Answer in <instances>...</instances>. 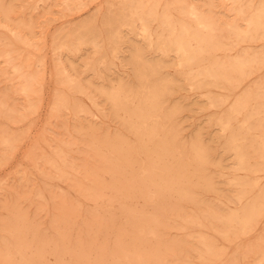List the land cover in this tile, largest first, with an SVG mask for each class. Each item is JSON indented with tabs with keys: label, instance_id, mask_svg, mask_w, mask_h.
<instances>
[{
	"label": "rangeland",
	"instance_id": "1",
	"mask_svg": "<svg viewBox=\"0 0 264 264\" xmlns=\"http://www.w3.org/2000/svg\"><path fill=\"white\" fill-rule=\"evenodd\" d=\"M233 2L0 0V264H264V0ZM135 3L149 32L136 18L138 25L122 23ZM180 25L204 41L189 64L167 41L180 35ZM162 45H170L168 53ZM145 65L156 66L151 81L159 96L153 102L160 100L163 108L155 104L159 118L145 122L154 129L153 139L137 140L131 128L136 119L112 97L121 91L123 100L142 102L146 88L138 70ZM206 71L215 76H204ZM161 140L169 153L157 157L151 148L157 150ZM139 146L154 153L151 169L153 160L148 162L143 150L137 153ZM119 147L123 151L117 154ZM178 161L187 164L177 176L187 180L170 181L159 168Z\"/></svg>",
	"mask_w": 264,
	"mask_h": 264
},
{
	"label": "bare ground",
	"instance_id": "2",
	"mask_svg": "<svg viewBox=\"0 0 264 264\" xmlns=\"http://www.w3.org/2000/svg\"><path fill=\"white\" fill-rule=\"evenodd\" d=\"M128 1V0H127ZM237 0H234V2H236ZM130 2V1H129ZM128 2V3H129ZM134 2H136V1H134ZM144 2V1H143ZM233 2V3H234ZM240 2V1H239ZM127 3V2H126ZM125 4V3H124ZM241 4V3H240ZM263 4V3H262ZM126 5V4H125ZM128 5H130V4H128ZM127 6V5H126ZM143 6H145V5H143ZM260 6V5H259ZM263 6V5H262ZM125 7V6H124ZM146 7V6H145ZM154 7V6H153ZM238 7L240 8V6H239V4H238ZM237 7V8H238ZM243 7V6H242ZM248 7H250V6H248ZM126 8H128V6L126 7ZM244 8V7H243ZM257 8V7H256ZM260 8V7H259ZM122 9V8H121ZM141 9H142V7H141ZM144 9V8H143ZM235 9H236V6H235ZM234 9V10H235ZM255 9V8H254ZM261 9V8H260ZM123 10V9H122ZM125 10V9H124ZM242 9H240V11H241ZM142 11V10H141ZM141 11H139V5L138 6H136V3H135V5H130L129 6V10H128V15H129V20H123V22L122 23H127V24H136L137 23V25H138V22L136 21L135 22V18L138 20V21H140V25H141V28H142V31H144V32H149V31H147L148 29H147V20H146V18H145V14L143 13V12H141ZM231 11H233L232 9H231ZM122 12V11H121ZM125 12V11H124ZM147 12H148V10H147ZM258 12V11H257ZM149 13H151V12H149ZM255 13V12H254ZM124 14V13H123ZM209 14V13H208ZM238 14H240V13H237V15ZM244 14V13H243ZM242 14V15H243ZM252 14H253V12H252ZM258 14V13H257ZM126 15V14H125ZM147 15H148V13H147ZM182 15V14H181ZM185 15V14H184ZM192 15H198V14H196V13H194V12H192ZM207 15V14H206ZM210 15V14H209ZM234 15V14H233ZM241 15V14H240ZM255 15V14H254ZM187 16V15H186ZM208 16V15H207ZM239 16V15H238ZM256 16V15H255ZM254 16V17H255ZM125 17V16H124ZM149 17V16H148ZM151 18H152V20H153V17L152 16H150ZM155 17V16H154ZM183 17H185V16H183ZM197 17V16H196ZM210 17V16H209ZM211 17H213V16H211ZM237 17V16H236ZM235 17V18H236ZM241 17V16H240ZM239 17V18H240ZM249 17V16H248ZM252 17V16H251ZM251 17H250V19H251ZM257 17V18H256ZM255 18L256 19H258L259 17H260V14H258L257 16H256ZM120 18H121V20L123 19V17L122 16H120ZM161 18V17H160ZM195 18V17H194ZM214 18V17H213ZM242 19L244 18V17H241ZM246 18H247V16H246ZM254 18V19H255ZM128 19V18H127ZM132 19H133V22H132ZM150 19V18H149ZM190 19V18H189ZM203 19H204V17H203ZM207 19H209V18H207ZM212 19V18H211ZM237 19V18H236ZM236 19H234L233 21H235ZM183 20V19H182ZM194 20V19H193ZM245 20V19H244ZM249 20V19H248ZM262 20V19H261ZM233 21H232V23H233ZM251 21V20H250ZM250 21H248V22H250ZM112 22V21H111ZM110 22V23H111ZM150 22V21H149ZM183 22V21H182ZM207 22H211L210 21V19H209V21H207ZM214 22H216V21H214ZM213 22V24H215ZM245 22V21H244ZM248 22H247V24H248ZM263 22H264V20H263ZM109 23V22H108ZM116 23V22H115ZM195 23V22H194ZM231 23V22H230ZM112 24V23H111ZM113 24H114V22H113ZM112 24V25H113ZM165 24V23H164ZM178 24V23H177ZM199 24H200V22H199ZM229 24V23H228ZM251 24H252V22H251ZM257 24V23H256ZM110 25V24H109ZM122 25V24H121ZM139 25V26H140ZM162 25H163V23H162ZM179 25V24H178ZM216 25V24H215ZM214 25V26H215ZM231 25V24H230ZM235 25V24H234ZM234 25H232V26H234ZM87 26V25H86ZM133 26V28L135 27L136 28V26H134V25H132ZM139 26H137V27H139ZM223 26H224V24H223ZM227 26V25H226ZM226 26H224V27H226ZM237 26V25H236ZM252 26V25H251ZM250 26V27H251ZM258 26V25H257ZM114 27V26H113ZM117 27V26H116ZM128 27V26H127ZM165 27V26H164ZM171 27V26H170ZM235 27V26H234ZM247 27H249V26H247ZM252 27H254V25L252 26ZM261 26H259V28H260ZM87 28V27H86ZM129 28V27H128ZM180 28H181V33H180V35H178V36H174V37H172V38H170V39H168V38H166V39H168L167 41H168V43H171V45L173 44V46H171L172 48H173V50L176 52V53H178L179 55H180V57L178 56V54H177V56L180 58V60L182 59V61L185 63V64H189L193 59H195V58H197V56L202 52V50H203V45H202V43L204 42L203 40H201L200 38L198 39V36L196 35V34H194V35H192L190 32H189V29L186 27V26H182L181 27V25H180ZM228 28V27H227ZM230 28V27H229ZM245 28V27H244ZM256 28V27H255ZM263 28V27H262ZM117 29V28H116ZM168 29V28H167ZM214 29V28H213ZM212 29V30H213ZM254 29V28H253ZM256 29H258V28H256ZM119 30V29H118ZM117 30V31H118ZM246 30V29H245ZM259 30V29H258ZM258 30H256V31H258ZM261 30V29H260ZM263 30V29H262ZM168 31V30H167ZM172 31V30H171ZM192 31V30H191ZM206 31V30H205ZM229 31V30H228ZM238 31V30H237ZM255 30H253V32H254ZM264 31V30H263ZM262 31V32H263ZM226 32V31H225ZM230 32V31H229ZM228 32V33H229ZM172 33V32H171ZM215 33H216V30H215ZM231 33H232V31H231ZM230 33V34H231ZM258 33H259V31H258ZM258 33H255V34H258ZM83 34H84V32H83ZM87 34V33H86ZM167 34V33H166ZM165 34V35H166ZM229 34V35H230ZM233 34H234V32H233ZM88 35V34H87ZM114 36L116 35V34H113ZM119 35V34H118ZM143 35V34H142ZM234 35H236V34H234ZM253 35V34H252ZM264 35V34H263ZM83 36V35H82ZM147 36L148 35H146V38H147ZM168 36V35H167ZM219 36V35H218ZM218 36L216 37V38H218ZM239 36V35H238ZM237 36V37H238ZM244 36V35H243ZM248 36H250V35H248ZM247 36V37H248ZM260 37L262 36V35H259ZM258 36V37H259ZM93 37H95V36H93ZM112 37V36H111ZM150 37V36H149ZM148 37V38H149ZM221 37V36H220ZM236 37V36H235ZM253 37H254V35H253ZM255 37H257V36H255ZM257 37V38H258ZM259 37V38H260ZM83 38H85V37H82L81 39H83ZM113 38V37H112ZM116 38V37H115ZM119 38V37H118ZM122 37H120V39H121ZM145 38V37H144ZM162 38V37H161ZM234 38V37H233ZM258 38V39H259ZM77 39V38H76ZM110 39V38H109ZM124 39V38H123ZM162 39H164V38H162ZM219 39V38H218ZM231 39V38H230ZM235 39H237V38H235ZM245 39V38H244ZM248 39H249V37H248ZM254 39V38H253ZM89 40V39H88ZM111 40V39H110ZM116 40V39H115ZM165 40V39H164ZM246 40V39H245ZM256 40V39H255ZM75 41V40H74ZM92 41H94V39L92 40ZM195 42V44H197V49H191V47H190V45H191V43H193V42ZM216 41V40H215ZM232 41H234V40H232ZM240 41H242V39H240ZM240 41L238 40V43H240ZM250 41V40H249ZM253 41V40H252ZM112 42V41H111ZM117 42H120V41H117ZM82 43V42H81ZM110 43V42H109ZM113 43H114V41H113ZM120 43H122V42H120ZM119 43V44H120ZM156 43H158V42H156ZM160 43V42H159ZM217 43H218V41H217ZM228 44H229V42H227ZM227 43H225V45L227 44ZM230 43L232 44V42H231V40H230ZM235 43V42H234ZM96 44V43H95ZM115 45H117L116 43H114ZM147 45H149V44H147ZM157 45V44H156ZM161 45V44H160ZM159 45V46H160ZM236 45V44H235ZM98 46V45H97ZM113 46V45H112ZM159 46H157L158 48H159ZM163 46V45H162ZM79 47V46H78ZM83 47V46H82ZM94 47V46H93ZM170 45H164L163 46V50L164 51H167L168 49L170 50ZM97 48V47H96ZM221 48V47H220ZM160 49V48H159ZM210 49H212L213 50V48H210ZM222 49V48H221ZM118 50V49H117ZM218 50V49H217ZM114 51V50H113ZM116 51V50H115ZM173 51V52H174ZM214 51V50H213ZM141 52V51H140ZM210 52V51H209ZM115 53V52H114ZM167 53H168V51H167ZM136 54V53H135ZM245 54V53H244ZM168 55V54H167ZM210 55V54H209ZM247 55V54H246ZM136 56V55H135ZM140 56L141 55H139V61L144 65V62H143V60L142 59H140ZM211 56H213V55H211ZM241 56V55H240ZM208 57V56H207ZM257 57V56H256ZM179 58H177V59H179ZM204 58L205 57H203V59H202V61L204 60ZM252 58H253V56H252ZM251 58V59H252ZM144 59V58H143ZM200 59V58H199ZM207 59V58H206ZM235 59V58H234ZM246 59H247V57H246ZM251 59H249V61L251 60ZM136 60V59H135ZM146 60V59H145ZM211 60H213V58L211 59ZM236 60V59H235ZM238 60V59H237ZM236 60V61H237ZM147 61V60H146ZM196 62H197V60H195ZM222 61V60H221ZM232 61H234V60H232ZM241 61V60H240ZM259 61V60H258ZM260 61H263V58H262V60H260ZM179 62V61H178ZM194 62V61H193ZM192 62V63H193ZM204 62V61H203ZM225 62H227L226 60H225ZM252 62V61H251ZM139 63V62H138ZM140 63V64H141ZM147 63V62H146ZM191 63V64H192ZM141 64V65H142ZM155 64H157V62L155 63ZM159 64V63H158ZM194 64V63H193ZM199 64V61L197 62V65ZM201 64V63H200ZM199 64V65H200ZM228 64V63H227ZM263 64V63H262ZM138 65V64H137ZM176 65V64H175ZM229 65V64H228ZM239 65V64H238ZM248 65H250V64H248ZM138 66H140V65H138ZM152 66H155V65H152ZM152 66H142L141 68H139V70H138V76H139V78H140V80H142V82L144 83V86H145V88H146V93H145V95L143 96L142 94H140V95H142L143 96V99H142V102H140L138 99V101H139V103L138 104H136V103H134L132 100H131V102H128V101H126V100H123L122 98H126L127 96H124L122 93H121V91H120V93H118V94H116L114 97H112V103H114V105L116 106V107H121V108H123L124 109V111H125V109H126V111H127V115L130 117V119L131 118H135L136 119V121H137V126H135V125H133L131 128L133 129V131H134V133H135V135H137V140H139V139H143V137H147L148 138V140H149V136H151V134L154 132L153 130V128H152V126L150 127L149 125V127L147 126V125H145V122H146V120L147 119H152L153 117H156V118H159V114L158 113H156L157 111H155V109H154V105L156 104L157 106H159V108H160V105H161V103H160V100H157V102L158 103H156L155 102V104H154V102H153V100H155L156 101V99H158V96H159V94H158V88H159V86H157L156 84H153L152 83V81H151V79H152V77H153V75H155L156 74V71L154 70V69H156V66H155V68L154 67H152ZM162 66V65H161ZM180 66V65H179ZM196 66V65H195ZM205 66V65H204ZM203 66V67H204ZM226 66V65H225ZM136 67V66H135ZM148 67V68H147ZM152 67V68H151ZM158 67V66H157ZM187 67V66H186ZM189 67H193V66H190L189 65ZM234 67V66H233ZM247 67V66H246ZM154 68V69H153ZM160 68V70H161V67H159ZM188 68V67H187ZM184 69V68H183ZM183 69H181L182 71H183ZM201 69V68H200ZM203 69V68H202ZM202 69H201V73H202ZM180 70V69H179ZM196 70V69H195ZM199 70V69H198ZM228 71L230 70V69H227ZM244 70H245V68H244ZM198 72V71H197ZM183 73V72H182ZM195 73V72H194ZM232 73H234L233 71H232ZM158 74V73H157ZM161 74V72L158 74V78H159V75ZM198 74H199V72H198ZM229 74V73H228ZM182 75H185V74H182ZM181 75V76H182ZM193 75V74H192ZM192 75H191V77H192ZM135 76H137V75H135ZM161 76H163L162 74H161ZM160 76V77H161ZM187 76V75H186ZM185 76V77H186ZM194 76V75H193ZM201 77H202V75H200ZM199 76V77H200ZM204 76H208V77H210V76H215L214 75V73L212 74L211 72H207L206 71V73H204ZM218 76V75H217ZM232 76H234V74L232 75ZM239 76H240V74H239ZM239 76H238V81H239ZM154 77H156V76H154ZM163 78H164V76H163ZM162 78V79H163ZM187 78V81H189L190 80V78L188 79V77H186ZM212 78V77H211ZM154 79V78H153ZM152 79V80H153ZM159 79H161V78H159ZM161 79V80H162ZM183 79V78H182ZM221 79V78H220ZM157 80V79H156ZM184 80H185V78H184ZM225 80V79H224ZM223 80V81H224ZM232 80V79H231ZM159 80H157V82H158ZM191 81V80H190ZM213 81V80H212ZM233 81V80H232ZM111 82V81H110ZM163 82V81H162ZM171 82H174V81H171ZM177 82V81H176ZM215 82V81H214ZM225 82V81H224ZM139 83H140V81H139ZM175 83V82H174ZM182 83V82H181ZM191 83V82H190ZM226 83V82H225ZM172 84V83H171ZM194 84H195V81H194ZM237 84V83H236ZM122 86V88H123V85L125 86V83L123 84V82H122V84H121ZM140 85V84H139ZM139 85H137V87H139ZM169 85V84H168ZM173 85V84H172ZM82 86V85H81ZM120 86V85H119ZM127 86V85H126ZM125 86V87H126ZM144 86H143V88H144ZM230 86V85H229ZM141 87V86H140ZM139 87V88H140ZM195 87V86H194ZM129 88V87H128ZM127 88V89H128ZM144 88V89H145ZM172 88V87H171ZM199 88V87H198ZM126 89V88H125ZM126 89V90H127ZM138 89V88H137ZM166 89V88H165ZM123 90V89H122ZM139 90V89H138ZM140 90H142V88L140 89ZM125 91V90H124ZM144 91V90H143ZM118 92V91H117ZM142 92V91H141ZM145 92V91H144ZM106 93V92H105ZM134 93V92H133ZM136 93H137V91H136ZM102 94H104V93H102ZM114 94V93H113ZM131 94H132V92H131ZM144 94V93H143ZM161 94V93H160ZM166 94V93H165ZM239 94V93H238ZM134 95V94H133ZM136 95V94H135ZM135 95H134V97H135ZM261 95H262V93H261ZM134 97H133V99H134ZM242 97H245V96H242ZM258 97V96H257ZM108 98V97H107ZM161 98V97H160ZM159 98V99H160ZM128 99V98H127ZM130 99H131V97H130ZM139 99H141L140 97H139ZM162 99V98H161ZM110 100V99H109ZM136 100V99H135ZM166 100H167V98H166ZM165 99H164V101H166ZM246 100V99H245ZM161 101H163V100H161ZM238 101V100H237ZM249 102V101H248ZM247 102V103H248ZM236 103V102H235ZM238 103V102H237ZM236 103V104H237ZM240 103V102H239ZM242 104V103H241ZM166 105V104H165ZM189 105V104H188ZM187 105V106H188ZM163 106V105H162ZM114 107V106H113ZM238 107V106H237ZM163 107H161L160 108V110L162 109ZM190 108V107H189ZM233 108H234V106H233ZM232 108V109H233ZM239 108V107H238ZM261 108V107H260ZM120 109V108H119ZM122 109V110H123ZM165 109V108H164ZM231 109V108H230ZM229 109V110H230ZM257 109H258V107H257ZM118 110V109H117ZM121 110V109H120ZM156 110H158L157 108H156ZM160 110H159V112H160ZM239 110V109H238ZM114 111H115V109H114ZM164 111V110H163ZM166 111V110H165ZM245 111V110H244ZM257 111V110H256ZM259 111V110H258ZM264 111V110H263ZM167 112V111H166ZM262 112V111H261ZM114 114H115V112H113ZM162 113V112H161ZM160 113V114H161ZM231 113H235V112H231ZM254 113V112H253ZM257 113V112H256ZM230 114V113H229ZM237 114V113H236ZM235 114V115H236ZM262 114V113H261ZM115 115H117V114H115ZM123 115V114H122ZM165 115V114H164ZM163 115V116H164ZM167 115H168V112H167ZM162 116V115H161ZM166 116V115H165ZM169 116H170V114H169ZM119 117V116H118ZM232 117H233V115H232ZM234 117H236V116H234ZM165 118V117H164ZM127 119V118H126ZM129 119V120H130ZM154 119V118H153ZM162 120H164L163 118H161ZM161 119H159V120H161ZM247 119V118H246ZM166 120V122H167V119H165ZM169 120V119H168ZM192 120V119H191ZM227 120V119H226ZM262 120H264V119H262ZM150 121V120H149ZM220 121H222V120H220ZM129 122V121H128ZM161 122V121H160ZM159 122V123H160ZM170 122V121H169ZM226 122V121H225ZM224 122V123H225ZM261 122V121H260ZM126 123V122H125ZM124 122H123V125L125 124ZM154 123H155V125L158 123L156 120L154 121ZM153 123V124H154ZM223 123V122H222ZM261 123H263V121L261 122ZM131 124V123H130ZM147 124V123H146ZM163 124V123H162ZM170 124V123H169ZM168 124V125H169ZM227 124V123H226ZM231 124V123H230ZM129 125V124H128ZM158 125V124H157ZM161 125V124H160ZM164 125L166 126V124H165V122H164ZM164 125H163V128H164ZM260 125V124H259ZM126 126V125H125ZM170 126V125H169ZM228 126V125H227ZM232 126V125H231ZM231 126H229V127H231ZM261 126H262V124H261ZM157 127V126H156ZM225 127V126H224ZM243 127V126H242ZM131 128H127V129H131ZM154 128H155V126H154ZM158 128V127H157ZM245 128H247V125H246V127ZM159 129H160V127H159ZM168 129V128H167ZM166 129V130H167ZM172 129H173V127H172ZM225 129V128H224ZM228 129V128H227ZM226 129V130H227ZM232 129V128H231ZM162 130V129H161ZM161 130H159V131H161ZM165 130V131H166ZM221 130H222V128H221ZM246 130V129H245ZM169 131V130H168ZM167 131V132H168ZM173 131V130H172ZM224 131V130H223ZM164 131H162V133H163ZM228 132H229V129H228ZM171 133V132H170ZM174 133V132H173ZM172 133V134H173ZM243 133V132H242ZM157 134H158V131H157ZM166 134V133H165ZM152 135H154V134H152ZM156 135V134H155ZM179 135V134H178ZM121 136V135H120ZM119 136V137H120ZM168 136H170L169 134H168ZM174 136V135H173ZM152 137V136H151ZM156 137V136H155ZM157 137H158V135H157ZM160 137H162V136H160ZM244 137V136H243ZM117 138V137H116ZM122 138V137H121ZM164 138V137H163ZM168 138V137H167ZM169 138H171V136L169 137ZM241 138V137H240ZM152 139H153V137H152ZM159 139V138H158ZM157 139V140H158ZM165 139V138H164ZM179 139V138H178ZM117 140L119 141V139L117 138ZM136 140V139H135ZM134 140V141H135ZM147 140V141H148ZM151 140V139H150ZM180 140V139H179ZM178 140V141H179ZM110 141V140H109ZM115 141V140H114ZM120 141H121V139H120ZM133 141V142H134ZM146 141V140H145ZM159 141V140H158ZM157 141V142H158ZM170 141H172L173 142V140H170ZM170 141H168L169 142V145L172 143H170ZM123 142H125V141H123ZM138 142V141H137ZM151 142V141H150ZM149 142V143H150ZM153 142H156V141H153ZM175 142V141H174ZM194 142H196V141H194ZM122 143V142H121ZM127 143H128V141H127ZM131 143V145H132V142H130ZM129 143V144H130ZM181 143V142H180ZM239 143V142H238ZM242 143V142H241ZM262 143V142H261ZM118 144V143H117ZM122 144H125V143H122ZM135 144H136V141H135ZM135 144H133V145H135ZM142 144V143H141ZM140 144V145H141ZM119 145V144H118ZM128 145V144H127ZM142 145H145V143H143ZM146 145H147V143H146ZM168 144H167V142H165V140H161V142L160 143H158L157 144V150L155 149L154 150V148H153V150H152V148H151V151L153 152H155V154L157 155V157H161V156H164V155H166L167 153H169V147L167 146ZM172 145V144H171ZM170 145V146H171ZM179 145V144H178ZM182 145H183V143H182ZM198 145V144H197ZM233 145V144H232ZM235 145V144H234ZM237 145V144H236ZM258 145V144H257ZM106 146V145H105ZM126 146V145H125ZM138 146V145H137ZM151 146H153L154 147V145H153V143H152V145ZM241 146H242V144H241ZM244 146H245V144H244ZM247 146V145H246ZM259 146V145H258ZM262 146V145H261ZM114 147V146H113ZM175 147V146H174ZM180 147V146H179ZM243 147V146H242ZM107 148H109V147H107ZM186 148V147H185ZM185 148L183 147V150H185ZM240 148V147H239ZM238 148V149H239ZM246 148V147H245ZM130 149H132L133 150V148L132 147H130V148H127L126 149V152L127 151H129ZM134 149L135 150H137V153L139 152V150H143L144 152L143 153H145L146 154V158L149 160L148 162H150V159H151V154H154V153H152L149 149H145V147H141V146H139V147H134ZM174 149V148H173ZM205 149V148H204ZM232 149H233V147H232ZM260 149V148H259ZM262 149V148H261ZM181 150V149H180ZM179 150V151H180ZM202 150H203V148H202ZM207 150V149H206ZM240 150H241V148H240ZM113 151V150H112ZM120 151H123L122 150V148L121 147H119L118 149H116V153L118 154V153H120ZM171 151H173V150H171ZM205 151V150H204ZM239 151V150H238ZM243 151V150H242ZM262 151V150H261ZM264 151V150H263ZM178 152V151H177ZM185 152V151H184ZM190 153L192 152V151H189ZM188 152V153H189ZM207 152V151H206ZM233 152H235V151H233ZM112 153V152H111ZM113 153L115 154V152L113 151ZM136 153V152H135ZM142 153V154H143ZM172 153H174L175 154V151H173ZM243 153V152H242ZM264 153V152H263ZM131 154V152H129V155ZM139 154H140V152H139ZM145 154H144V156H145ZM177 154V153H176ZM182 154V153H181ZM246 154V153H245ZM108 155H110V153H108ZM134 155V154H133ZM137 155V154H136ZM156 155H154V156H156ZM183 155V154H182ZM185 156H187L186 155V153L184 154ZM190 155V154H189ZM192 155V154H191ZM190 155V156H191ZM206 155V154H205ZM238 155H240V160H242V157H241V154H238ZM113 156V155H112ZM130 156H132V154L130 155ZM140 156V155H139ZM138 156V157H139ZM143 156V157H144ZM175 156V155H174ZM176 156H178V155H176ZM176 156L174 157V158H176ZM114 157V156H113ZM113 157H112V160H113ZM117 157H119V156H117ZM126 157V156H125ZM157 157H155V158H157ZM167 157V156H166ZM182 157V156H181ZM189 157V156H188ZM193 157V156H192ZM192 157H189V158H192ZM197 157V156H196ZM238 157V156H237ZM236 157V158H237ZM107 158H108V156H107ZM106 158V159H107ZM115 158V157H114ZM120 158H121V156H120ZM119 158V159H120ZM135 158H137V157H135ZM153 158V157H152ZM173 158V159H174ZM183 158H185V157H183ZM231 158V157H230ZM247 158V157H246ZM246 158H245V160H246ZM116 159V158H115ZM122 159V158H121ZM131 159L133 160V158H130L129 160H130V162H131ZM138 159V158H137ZM171 159H172V157H171ZM178 159H180V157H178ZM194 159V158H193ZM198 159V158H197ZM123 160V159H122ZM145 160V159H144ZM151 160H153V159H151ZM160 160V159H159ZM176 160V159H175ZM182 160V159H181ZM190 160H192V159H190ZM248 160V159H247ZM119 161V160H118ZM125 161V162H124ZM124 163H126V161L127 160H125L124 159ZM135 163H137L138 161L135 159ZM141 161H142V159H141ZM154 161L155 160H153V163H150L149 164V169H151L153 166H152V164H154ZM193 161V160H192ZM194 161H196V160H194ZM209 161V160H208ZM105 162H106V160H105ZM108 162V161H107ZM109 162H110V160H109ZM133 162V161H132ZM160 162H162V161H160ZM173 162H175L174 160H173ZM246 162V161H245ZM248 162V161H247ZM184 163H186V162H184ZM184 163H182V161H178V162H176V164L175 165H173V166H170V165H167V164H163L160 168H159V166H158V168L161 170V174H166V176L168 175L169 176V179L168 180H170V181H173V180H175L176 181V179L177 180H179L180 181V179H182L183 177H185L184 175L182 176V178H180V179H178L177 177L179 176V177H181L180 175H178L177 176V174H181L182 172H181V170H182V168H183V164ZM194 163V162H193ZM197 163V162H196ZM200 163V162H199ZM111 164V163H110ZM118 164H120V162L119 163H117V165ZM122 165H123V163H121ZM128 164V163H127ZM127 164H125V165H127ZM146 164V163H145ZM158 164V163H157ZM156 164V165H157ZM187 164V163H186ZM195 164V163H194ZM249 164V163H248ZM107 165V164H106ZM106 165H105V167H106ZM129 165H130V163H129ZM129 165H127V166H129ZM132 166L133 165H135V164H131ZM139 165V163H137V166ZM159 165V164H158ZM185 165V164H184ZM192 165V164H191ZM205 165V167H206V165L207 164H204ZM237 165H239V164H237ZM245 165V167H249V166H246V164H244ZM261 165V164H260ZM112 166V165H111ZM126 166V167H127ZM136 166V167H137ZM147 165H145V167H146ZM193 166V165H192ZM241 166V165H240ZM262 166V165H261ZM118 167H120V166H118ZM185 167V166H184ZM199 167H202V164H201V166H199ZM204 167V168H205ZM237 167V166H236ZM235 167V168H236ZM244 167V166H243ZM124 168H125V166H124ZM133 168H135V167H133ZM155 168V167H154ZM203 168V167H202ZM201 168V170H203ZM107 169V168H106ZM111 169V168H110ZM112 169H114V168H112ZM121 169H123V168H121ZM138 169H139V166H138ZM141 169H143L144 170V168H142L141 167ZM147 169V168H146ZM156 169H157V167H156ZM199 169V168H198ZM198 169H197V171H198ZM255 169V168H254ZM253 169V170H254ZM155 170V169H154ZM193 170H195L194 168H193ZM193 170H191V171H193ZM237 170V169H236ZM112 171V170H111ZM122 171V170H121ZM126 171V170H125ZM129 171V170H128ZM132 171V168H131V170L129 171V174H131L132 175V173H130ZM158 171V170H157ZM191 171H190V173H191ZM197 171H195V172H197ZM203 171H205V170H203ZM259 171V170H258ZM113 172V171H112ZM116 171H114V173H115ZM117 172H119L118 170H117ZM133 172V171H132ZM137 172H139V171H137ZM143 172V171H142ZM160 172V171H159ZM185 172V171H184ZM183 172V173H184ZM187 172V171H186ZM251 172V171H250ZM253 172V171H252ZM122 173V172H121ZM123 173H125V172H123ZM123 173H122V175H123ZM149 173V172H148ZM151 173V172H150ZM155 173H157V172H155ZM188 173V172H187ZM186 173V174H187ZM193 173V172H192ZM201 173H202V171H201ZM249 173V171L247 172V174ZM113 174V173H112ZM111 174V175H112ZM118 175L120 174V172L119 173H117ZM126 174H128L127 172H126ZM142 174V173H141ZM146 174H147V172H146ZM193 174H195V173H193ZM200 174V173H199ZM254 174V173H253ZM135 175V174H134ZM148 175H150V174H148ZM203 175H205V174H203ZM202 175V176H203ZM137 176V175H136ZM139 176V175H138ZM152 176V175H151ZM165 176V175H164ZM164 176H163V179H164ZM165 176V177H166ZM188 176V175H187ZM200 176H201V174H200ZM208 177H206V175H205V177L206 178H209V176L210 175H207ZM117 177H119V176H117ZM132 177V176H131ZM131 177H129V178H131ZM134 177V176H133ZM140 177V176H139ZM144 177H146L147 178V176H144ZM111 178H114L115 179V176H113V177H111ZM129 178L127 179V177H126V179L127 180H129ZM138 178V177H137ZM136 178V179H137ZM167 178V177H166ZM204 177H202V179H203ZM120 179V178H119ZM123 179V178H122ZM132 179V178H131ZM142 179H144V178H142ZM148 179V178H147ZM155 179V178H154ZM184 179V178H183ZM185 179H186V177H185ZM198 179V178H197ZM201 179V178H200ZM117 180H118V178H117ZM125 180V179H124ZM187 180V179H186ZM199 180V179H198ZM132 181V180H131ZM136 181V180H135ZM154 181V180H153ZM161 181V180H160ZM162 181H164V180H162ZM210 181V180H209ZM118 182H119V180H118ZM134 182V181H133ZM138 182H142L141 181V179H139V181ZM155 182V181H154ZM186 182V181H185ZM196 182H198V181H196ZM195 182V183H196ZM236 182V181H235ZM130 184H131V186H130V184L127 186L128 187V189H129V186H130V189L132 188L133 189V185H132V182H129ZM176 183V182H175ZM238 183V182H237ZM122 184V183H121ZM121 184H120V186H121ZM128 184V183H127ZM126 183L125 184H123V186L122 187H124V185H127ZM135 184V183H134ZM142 184H144V183H142ZM142 184H140V185H142ZM148 184V183H147ZM147 184H145V186L146 187H150V185L149 186H147ZM160 184V183H159ZM159 184H158V186H159ZM179 184H181L180 182H179ZM178 184V185H179ZM183 184V183H182ZM185 184V183H184ZM186 184H188L187 182H186ZM200 184V183H199ZM254 184V183H253ZM135 185H137V184H135ZM156 186H157V184H155ZM163 185V184H162ZM178 185L176 186V187H178ZM198 185V184H197ZM202 185V184H201ZM119 186V185H118ZM118 186H117V188H118ZM138 186V185H137ZM142 186H144V185H142ZM161 186V185H160ZM159 186V187H160ZM180 186V185H179ZM181 186H183V185H181ZM186 186H188V185H186ZM116 186H114V188H115ZM136 187V186H135ZM161 187H163V186H161ZM206 187V186H205ZM244 187V186H243ZM248 187V186H247ZM116 188V189H117ZM119 188H121V187H119ZM118 188V189H119ZM125 188V187H124ZM123 188V189H124ZM142 188V187H141ZM180 188V187H179ZM185 188H187V187H185ZM189 188V187H188ZM115 189V190H116ZM117 189V191H119V190H121V189H119L118 190ZM128 189H126L127 191H128ZM136 189V188H135ZM147 189V188H146ZM160 189V188H159ZM159 189H157V190H159ZM169 189H170V187H169ZM134 190V189H133ZM137 190L139 191V186H138V188H137ZM149 190V189H148ZM155 190V189H154ZM157 190H155V191H157ZM163 190V189H162ZM183 190V189H182ZM188 190V189H187ZM251 190H253L252 188H251ZM263 190V189H262ZM261 190V191H262ZM123 191V190H122ZM122 191H119V192H122ZM126 191V192H127ZM136 191V190H135ZM154 191V192H155ZM241 192H242V190H240ZM246 192H247V190H245ZM116 192V191H115ZM124 193H126L125 192V190L123 191ZM129 192V191H128ZM127 192V193H128ZM133 192V191H132ZM137 192V191H136ZM141 192V194H142V192H144L145 194H147L146 192H145V189H144V191H140ZM158 192V191H157ZM173 192V191H172ZM250 192V191H249ZM264 192V191H263ZM123 193V194H124ZM126 193V194H127ZM137 193H139V192H137ZM161 193V192H160ZM174 193H175V191H174ZM178 193H179V191H178ZM177 193V194H178ZM183 193V192H182ZM245 193V192H244ZM262 193V192H261ZM118 194V193H117ZM120 194H122V193H120ZM131 194H135V193H131ZM153 193H151V195H152ZM139 195V194H138ZM142 195H144V194H142ZM142 195H140V196H142ZM183 195V194H182ZM244 195L245 194H243V197H244ZM147 196V195H146ZM148 196H149V194H148ZM242 196V195H241ZM245 196H247V195H245ZM263 196V195H262ZM143 197V196H142ZM145 198V197H144ZM147 199H148V197H146ZM150 198H152V196L150 197ZM181 198V197H180ZM186 198V197H185ZM255 198V197H254ZM262 198V197H261ZM243 199V198H242ZM258 199H259V197H258ZM148 200H152V199H148ZM253 199H251V201H252ZM263 200V199H262ZM149 201V202H150ZM147 202V201H146ZM239 202V201H238ZM250 202V201H249ZM252 202H254V201H252ZM248 203V202H247ZM263 203V202H262ZM257 204H258V202H257ZM247 205V204H246ZM245 205V207H246V209H247V206ZM248 206H249V204H248ZM257 207V206H256ZM241 209H244L243 207L241 208ZM262 210H263V208H262ZM237 211V210H236ZM240 211V210H239ZM243 211V210H242ZM261 213H263L262 211H260ZM234 213V212H233ZM236 213V212H235ZM242 213V212H241ZM240 213V214H241ZM245 213V212H244ZM232 213H230V215H231ZM241 215H243L244 216V214L242 213ZM241 215H239V216H241ZM262 215V214H261ZM148 216V215H147ZM228 216V215H227ZM234 216H238V215H234ZM222 217V216H221ZM226 217V216H225ZM228 217H230V216H228ZM227 217V218H228ZM144 218V217H143ZM142 218V223H143V221H144V219ZM153 218V217H152ZM216 218V217H215ZM223 218V217H222ZM241 218V217H240ZM254 218V217H253ZM191 219H194V218H191ZM190 219V220H191ZM216 219H219L220 220V216H219V218H216ZM224 219V218H223ZM231 219V218H230ZM229 219V220H230ZM233 219V218H232ZM234 219H238L237 217H234ZM256 219H257V217H256ZM228 220V219H227ZM149 221V220H148ZM226 221V220H225ZM252 221H254L255 222V218H254V220H252ZM145 222V221H144ZM227 222V221H226ZM226 222H225V224H226ZM232 222V221H231ZM234 222H235V220H234ZM137 223V222H136ZM146 223V222H145ZM151 223V222H150ZM154 224H156L155 222H154ZM239 224V223H238ZM241 224H242V222L239 224L240 226H241ZM228 225V224H227ZM227 225H225V228L226 227H228ZM249 225V224H248ZM139 227H141V226H139ZM242 227V226H241ZM151 229H152V227H150ZM229 228H231V227H229ZM235 228V227H234ZM238 228H240V227H238ZM137 229V228H136ZM232 229V228H231ZM141 230V232H142V229H140ZM230 230V229H229ZM234 230V229H233ZM239 230V229H238ZM240 230H242V229H240ZM137 231V230H136ZM135 231V232H136ZM144 231V230H143ZM137 233H138V231H137ZM145 233V232H144ZM143 233V234H144ZM227 233V232H226ZM149 234V233H148ZM138 237V235L137 234H135V237ZM157 241V240H156ZM23 243V242H22ZM126 251H127V249H126ZM129 251V250H128ZM127 251V252H128ZM133 252L135 251V250H132ZM161 251V250H160ZM129 253V252H128ZM136 253V252H135ZM133 255V254H132ZM139 255H140V253H139ZM143 255V254H142ZM129 256V258H132V257H134L135 258V260H136V255L135 256H132V257H130V254L128 255ZM143 256H145V255H143ZM143 259L144 258H146V257H142ZM141 258V259H142ZM133 259V258H132ZM131 259V260H132ZM137 259H138V257H137ZM147 259V258H146ZM145 259V260H146ZM130 260V259H129ZM144 260V261H145ZM147 261H149V260H147ZM138 262V261H137ZM146 262V261H145ZM131 263H132V261H131ZM134 263H135V261H134ZM133 263V264H134ZM135 264H138V263H135ZM142 264H143V261H142ZM212 264V263H211Z\"/></svg>",
	"mask_w": 264,
	"mask_h": 264
}]
</instances>
